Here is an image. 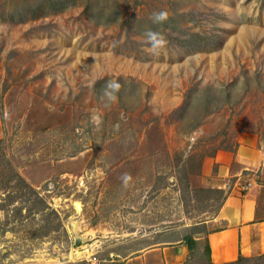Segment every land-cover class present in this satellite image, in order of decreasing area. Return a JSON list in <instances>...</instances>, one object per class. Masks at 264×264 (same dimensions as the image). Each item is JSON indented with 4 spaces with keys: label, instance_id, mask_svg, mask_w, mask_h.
Masks as SVG:
<instances>
[{
    "label": "rangeland",
    "instance_id": "rangeland-1",
    "mask_svg": "<svg viewBox=\"0 0 264 264\" xmlns=\"http://www.w3.org/2000/svg\"><path fill=\"white\" fill-rule=\"evenodd\" d=\"M248 135L264 147V0H0V264H123L188 236L181 264L213 263L224 192L191 179ZM244 258L225 264H264Z\"/></svg>",
    "mask_w": 264,
    "mask_h": 264
},
{
    "label": "crops",
    "instance_id": "crops-1",
    "mask_svg": "<svg viewBox=\"0 0 264 264\" xmlns=\"http://www.w3.org/2000/svg\"><path fill=\"white\" fill-rule=\"evenodd\" d=\"M263 164L264 147L250 135L235 151L219 150L206 158L191 179L195 187L224 192L215 221L225 225L206 236L214 264L264 253V190L254 185ZM186 257L187 246L180 243L150 249L123 264H181Z\"/></svg>",
    "mask_w": 264,
    "mask_h": 264
},
{
    "label": "clouds",
    "instance_id": "clouds-1",
    "mask_svg": "<svg viewBox=\"0 0 264 264\" xmlns=\"http://www.w3.org/2000/svg\"><path fill=\"white\" fill-rule=\"evenodd\" d=\"M166 19H167V13L165 11H159L157 13H154L153 15V21L155 23L165 21ZM146 38L150 42L152 48H160L166 44V40L164 36L159 32L149 30L146 33ZM120 88L121 85L118 81L115 80L108 81L103 90V96L107 97L109 101L115 100L117 98L116 94ZM123 179L127 181L129 179V176L126 174L123 177Z\"/></svg>",
    "mask_w": 264,
    "mask_h": 264
},
{
    "label": "trees",
    "instance_id": "trees-1",
    "mask_svg": "<svg viewBox=\"0 0 264 264\" xmlns=\"http://www.w3.org/2000/svg\"><path fill=\"white\" fill-rule=\"evenodd\" d=\"M185 242H186V245H187L188 249H190V250H193L194 247L197 244L196 240L193 237H191V236L186 237L185 238ZM207 255H208L209 260L211 261L209 245L207 246ZM240 259H245V258L244 257H240ZM211 264H214V263H211Z\"/></svg>",
    "mask_w": 264,
    "mask_h": 264
},
{
    "label": "bare ground",
    "instance_id": "bare-ground-1",
    "mask_svg": "<svg viewBox=\"0 0 264 264\" xmlns=\"http://www.w3.org/2000/svg\"><path fill=\"white\" fill-rule=\"evenodd\" d=\"M78 242H79V239H78ZM79 244H80V242H79ZM73 255L75 258H80L83 255V252L77 250L76 252H74Z\"/></svg>",
    "mask_w": 264,
    "mask_h": 264
}]
</instances>
